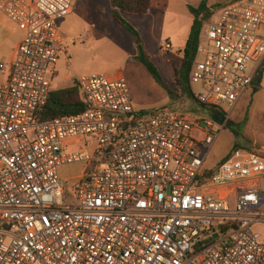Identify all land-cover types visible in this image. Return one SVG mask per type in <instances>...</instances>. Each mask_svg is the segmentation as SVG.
<instances>
[{"label":"built area","instance_id":"2783aa9c","mask_svg":"<svg viewBox=\"0 0 264 264\" xmlns=\"http://www.w3.org/2000/svg\"><path fill=\"white\" fill-rule=\"evenodd\" d=\"M74 6L0 0L23 33L0 63V264H264V155L238 148L206 169L213 118L136 112L120 74H96L76 81L84 111L37 119ZM263 64L264 0L228 3L199 29L192 99L226 123ZM75 163L91 169L67 195L58 169Z\"/></svg>","mask_w":264,"mask_h":264},{"label":"rangeland","instance_id":"374dc122","mask_svg":"<svg viewBox=\"0 0 264 264\" xmlns=\"http://www.w3.org/2000/svg\"><path fill=\"white\" fill-rule=\"evenodd\" d=\"M199 2L152 0L146 15L123 14L124 20L136 31L135 38L112 20L110 0H74L72 14L56 22L62 46L57 63L48 68L51 90L73 87L83 76L120 74L127 84L136 112L167 108L185 117L208 118L207 111L196 104L186 86L183 85L184 91H180L179 96L175 95V87L172 86L176 78L173 65L179 66L180 51L192 22L188 8L197 7ZM217 3L218 0H207L211 10ZM162 40L171 45V50L161 51ZM140 52L171 87L172 96L135 59ZM193 89L197 92L196 87ZM256 90L250 89L232 117L227 119L232 125L226 127L225 123L222 124L223 130L206 158V169L217 166L233 145L255 149L264 155V71ZM82 146L83 142H79L73 149ZM90 169V165L84 163L58 169L67 195L72 194L80 178Z\"/></svg>","mask_w":264,"mask_h":264},{"label":"trees","instance_id":"16d2710c","mask_svg":"<svg viewBox=\"0 0 264 264\" xmlns=\"http://www.w3.org/2000/svg\"><path fill=\"white\" fill-rule=\"evenodd\" d=\"M150 1L151 0H110L111 18L119 27L127 30L135 38H137L136 31L129 23L124 20L123 14L138 16L145 15L149 11ZM234 1L236 0H218L219 3L214 6L215 9L211 10V8L207 6V0H200L197 7L188 8V11L192 15L193 19L191 22L188 37L185 41L184 48L182 50V57L178 62L179 66L176 67L173 65L176 78L172 86L175 87L176 96L180 95V91H184L183 85L188 88L187 75L191 62L195 55L199 29L201 25L204 22L210 20L214 11ZM135 59L141 64H143V66L146 68L147 72L150 74L153 80L162 88H164L170 96L174 94L171 90V87L162 79L157 68L153 65L152 62L149 61V59L142 52H140V55L137 56ZM263 71L264 64L262 68L258 71L253 81L254 92L257 91L256 88L259 87V85L261 84L263 78ZM201 108L207 111L210 118H213V115H211V112L210 110H208V108L204 106H201ZM85 109L86 106L83 103L78 88L75 84V86L73 87L57 91L51 90L46 103L37 111L36 117L39 121H46L58 116L75 114L84 111ZM230 125H232V122L226 121L225 126L229 127ZM238 148L250 149L241 147L239 145H233L231 151ZM228 154L220 161V163L228 156ZM209 174L210 172L206 171L204 173V176Z\"/></svg>","mask_w":264,"mask_h":264},{"label":"crops","instance_id":"0c3cea01","mask_svg":"<svg viewBox=\"0 0 264 264\" xmlns=\"http://www.w3.org/2000/svg\"><path fill=\"white\" fill-rule=\"evenodd\" d=\"M151 1H150V6H151ZM22 36H23L22 31L18 29L14 24L10 23L7 20V18L2 13H0V63H9L11 61V59L13 58L14 49L21 40ZM184 44H183V48H184ZM182 50L180 51L181 55H182Z\"/></svg>","mask_w":264,"mask_h":264},{"label":"water","instance_id":"95a60500","mask_svg":"<svg viewBox=\"0 0 264 264\" xmlns=\"http://www.w3.org/2000/svg\"><path fill=\"white\" fill-rule=\"evenodd\" d=\"M213 120H214L217 124L221 125V124H223L224 117H223V115L220 114V113H215V114L213 115Z\"/></svg>","mask_w":264,"mask_h":264},{"label":"flooded vegetation","instance_id":"af4514ba","mask_svg":"<svg viewBox=\"0 0 264 264\" xmlns=\"http://www.w3.org/2000/svg\"><path fill=\"white\" fill-rule=\"evenodd\" d=\"M224 122V121H223Z\"/></svg>","mask_w":264,"mask_h":264}]
</instances>
